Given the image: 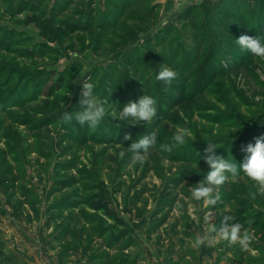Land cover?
Instances as JSON below:
<instances>
[{
  "label": "rangeland",
  "instance_id": "rangeland-1",
  "mask_svg": "<svg viewBox=\"0 0 264 264\" xmlns=\"http://www.w3.org/2000/svg\"><path fill=\"white\" fill-rule=\"evenodd\" d=\"M219 3L0 0V264H264V196L252 198L253 182H225L211 213L218 226L231 215L250 230L246 250L216 237L208 206L190 199L209 170L200 159L209 140L242 162L264 134V59L246 50L227 59L225 40L241 34L209 13ZM161 63L187 100L168 102L155 79ZM83 80L109 100L95 128L62 119L79 110ZM145 87L156 117L114 115ZM172 125L193 130L184 147L132 158L126 135L156 130L168 143ZM233 127L242 128L231 146Z\"/></svg>",
  "mask_w": 264,
  "mask_h": 264
},
{
  "label": "clouds",
  "instance_id": "clouds-1",
  "mask_svg": "<svg viewBox=\"0 0 264 264\" xmlns=\"http://www.w3.org/2000/svg\"><path fill=\"white\" fill-rule=\"evenodd\" d=\"M235 44L241 49L250 52L254 57L264 59V36H251L241 34L238 38H234ZM155 75L156 80L171 83L176 77L174 68L166 63L157 66ZM95 85L83 80L81 85V95L79 99V110L64 111L62 119L64 121H72L75 119L80 125H87L95 128L105 117L106 105L109 100L99 98L95 91ZM157 114V106L155 98L150 94H144L137 100L130 101L124 105L114 115L119 119L125 120L128 124H138L142 121H150ZM174 131L168 143H159V135L153 130L148 135H142L138 140H132L130 134L124 137V140H131L130 146L127 148L132 153L134 160H143L144 155L151 149L157 148L163 153H170L174 149L184 147L189 139L193 137V130L189 127L172 125ZM242 127H233L231 132V146L234 139L233 134ZM217 142L209 140L205 149L203 158L209 170L204 175V179L190 188V199L201 202L204 206H208V211L203 213L204 222L212 221V208L221 199L220 186L227 181L237 182L243 177L253 182L255 191L251 192L253 199L257 195L264 196V134L255 138L254 143L250 142L244 147L245 157L242 162L237 161L235 157L228 155L227 158L218 154L215 149ZM123 155V153H121ZM212 223V222H211ZM214 231L216 237L226 241L229 245L239 244L241 249H248L252 239L251 232L245 228L238 220L234 221L231 215L224 218V221L218 226L214 223ZM206 240L208 235H197L193 240V246L199 247Z\"/></svg>",
  "mask_w": 264,
  "mask_h": 264
},
{
  "label": "trees",
  "instance_id": "trees-1",
  "mask_svg": "<svg viewBox=\"0 0 264 264\" xmlns=\"http://www.w3.org/2000/svg\"><path fill=\"white\" fill-rule=\"evenodd\" d=\"M224 1V0H223ZM253 3H249L252 5V9H248L244 11L241 9V6H238L237 3L235 5H227V2H223L219 4H210L211 10L209 11L210 14H213L215 17L216 15L222 16V26L225 30L233 36H238L240 34H249V35H258V30L264 27V0H251ZM203 3H210L211 0L202 1ZM260 36H264V32L261 33ZM226 51L229 53L227 59H236L237 57L241 56V49L235 44L233 39H226ZM234 62V61H233ZM213 66L211 65V68ZM239 66L231 68L230 72H234L238 69ZM210 73L215 75V71L210 69ZM165 91L163 93L169 99L168 102L171 101H180V100H187L186 96L184 95L183 88L186 86L184 81L180 77H175L171 83H164ZM178 88H177V86ZM140 96L144 94H148V89H140ZM138 97V96H137ZM172 97V98H170ZM166 100V101H167ZM61 134H65L64 131ZM67 138H73L67 135ZM87 137H83V140H87Z\"/></svg>",
  "mask_w": 264,
  "mask_h": 264
},
{
  "label": "water",
  "instance_id": "water-1",
  "mask_svg": "<svg viewBox=\"0 0 264 264\" xmlns=\"http://www.w3.org/2000/svg\"><path fill=\"white\" fill-rule=\"evenodd\" d=\"M182 1L185 2V3H190V2H193L195 0H182ZM202 1H207V0H202Z\"/></svg>",
  "mask_w": 264,
  "mask_h": 264
}]
</instances>
